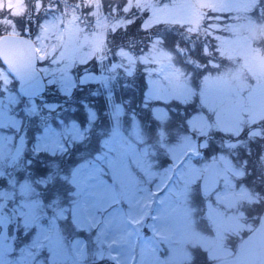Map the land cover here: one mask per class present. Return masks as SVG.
I'll return each mask as SVG.
<instances>
[{
    "label": "rangeland",
    "instance_id": "rangeland-1",
    "mask_svg": "<svg viewBox=\"0 0 264 264\" xmlns=\"http://www.w3.org/2000/svg\"><path fill=\"white\" fill-rule=\"evenodd\" d=\"M44 3L64 10L49 12L39 0H0V35L34 41L47 84L41 99L25 98L19 116L9 113L21 96L15 85L0 96V128L14 136L0 132V264H153L158 257L166 264H203L207 258L213 264L230 256L240 233L258 220L260 192L253 183L259 182L243 184L240 164L246 178L255 169L254 180L264 177V153H229L264 135V0H130V6L150 10L152 23L183 24L200 39L211 37L218 57L205 56L203 63L179 58L163 42L150 47L160 38L144 47L143 57L119 50L111 61L105 36L122 19L101 8V0H83L94 8L91 16L90 9L76 7L78 1ZM90 61L95 69L84 68ZM136 72L146 86L133 104L128 88ZM8 74L0 65V80L7 82ZM75 86L86 113L83 125L75 116ZM100 106L107 126L95 125ZM37 123L47 129L38 138ZM104 140L101 157L89 162ZM71 146L75 157L85 158L75 178L69 164L49 161L52 154L66 161ZM29 151L46 153L39 157L44 174H27L34 161L22 156ZM209 156L216 160L218 184L205 192L197 185ZM85 175L92 177L86 184ZM20 228L23 238L13 232ZM228 235L232 246H225Z\"/></svg>",
    "mask_w": 264,
    "mask_h": 264
},
{
    "label": "trees",
    "instance_id": "trees-1",
    "mask_svg": "<svg viewBox=\"0 0 264 264\" xmlns=\"http://www.w3.org/2000/svg\"><path fill=\"white\" fill-rule=\"evenodd\" d=\"M75 1H79L80 4H84L83 0H74V2ZM113 2H114L113 0H105V2L103 3V9H105L106 12L109 10V13H112L113 6H116V8L119 9L120 7H123L125 4L124 0H117L114 4ZM88 9H89L88 7H83L82 11H85ZM208 13L209 15L212 16L214 14H217V11L213 12L210 10L208 11ZM137 15H138V12L135 9L132 12L127 13V16L132 17V18H135ZM114 16L121 18L122 22L120 23V26L117 27L120 30H116L114 34H113V31H111L110 29H108L107 31L106 45L109 48V52H110L109 54H111L109 56V58H111V61L114 59H118L116 56V52H118L119 50H125L126 52H129L137 56V53L142 52L144 47L146 49L149 42L154 40V38L155 39L160 38L162 42L168 47H171L174 50L173 52L181 59L192 57L195 59L198 58L199 61L204 62L205 60L203 58L205 56L215 55L216 57H218L217 52L214 51L215 50L214 40L211 37H209L208 39H200L199 31L191 30L188 28L186 29V26L183 24H168V23H162V22L152 23L150 22V20H147L145 21V23L148 21L149 23L148 25H144V27L148 28L149 31H143L141 30V26H140L141 19H143V17H141L140 19H136L135 23L128 25L126 30H124L123 26L127 23L125 19V13L118 11L117 14ZM205 21H209V20H205ZM152 25H157V26L152 27ZM193 33H195V35H193ZM205 51L207 52V54H204ZM130 85L132 86L131 88H128L129 90L128 93H131L135 97V99L132 100V103L134 104L135 101H138L140 103L141 100H139L137 97H138V94H139L138 92L140 91V88L142 86H146L145 78L143 77V75L141 76L139 72H136L134 77L132 78V81H130ZM81 102L83 101H80V94L78 93V89L75 87V104L73 103L74 104L73 106L75 107V116L77 117V119L80 120L81 125H83L86 121V113H85V110L84 111L82 110ZM135 106L137 107V110H138L140 105L138 104ZM95 110L97 113L95 125L96 126H100V125L107 126L109 117L106 116L105 108L100 106V107H95ZM67 113L69 114V111ZM29 132H32V131H29ZM259 141L260 140L256 139L253 142V150L255 149L257 145L260 146L257 149H255V156H259V155H262V153H264L263 151L264 150V139H262L261 144L259 143ZM28 143H29V139H27V145ZM72 151L74 152L75 150L71 146L66 152V154L68 152L70 153L66 161H62L60 158L61 155L59 154L50 155L51 159H49V161L51 162L55 161L58 163H62L65 166L67 164L70 165V163H73L75 160V153H73ZM32 152L33 154L32 153L30 154V151L25 152L24 155L22 156L25 159L29 160L31 158L34 161V163L29 166L27 174L33 176L34 174H37V171L41 172L40 174L42 173L44 174L46 172V167H45L46 165L44 163V160L39 159V157L41 156L46 157L45 155L46 153L45 154L41 153V151L40 152L32 151ZM62 164H60L59 166L61 167ZM255 171L256 169L246 179L245 182L246 184H250V185H252V181L259 182L258 184L256 182L253 183V186H255L260 192L259 203H257L259 207L258 210H259L264 205V177L256 176V180H254ZM40 192H42V190H40ZM45 192L43 190V194L46 197V195L50 193V189H48V191L46 190Z\"/></svg>",
    "mask_w": 264,
    "mask_h": 264
},
{
    "label": "water",
    "instance_id": "water-1",
    "mask_svg": "<svg viewBox=\"0 0 264 264\" xmlns=\"http://www.w3.org/2000/svg\"><path fill=\"white\" fill-rule=\"evenodd\" d=\"M0 58L20 77L19 91L23 96L38 97L44 91L45 82L36 67L28 77L21 70L24 64L31 65L32 61H36L32 39L18 34L0 35ZM214 165V161L210 162L202 175L200 186L203 190H210L217 184ZM154 264H164V262L159 258ZM216 264H264V210L259 225L239 241L237 254Z\"/></svg>",
    "mask_w": 264,
    "mask_h": 264
},
{
    "label": "snow or ice",
    "instance_id": "snow-or-ice-1",
    "mask_svg": "<svg viewBox=\"0 0 264 264\" xmlns=\"http://www.w3.org/2000/svg\"><path fill=\"white\" fill-rule=\"evenodd\" d=\"M169 2H170V0H165V3L166 4L169 3ZM172 2H178V0H172ZM39 4H40V7L47 8V10L49 12L55 11V9L57 7H60L62 9V11L64 10L63 5L45 4L44 3V0H39ZM129 4H130V0H125V4H124L123 7H120L119 9H117L116 6H113V8H112L113 15H116L118 11L125 13V19H126L127 23L123 26L124 30H126V28H127L128 25L135 23V20L136 19H140L141 17H143V19H141V25H140L141 26V30H143V31H149L148 28H145L144 27V23H145V21H147L149 15H151L150 10L147 7H144V8H136L135 5L129 6ZM100 6H101V8H103L102 0H101V5ZM76 7L81 8V9L83 7H88L90 9V11L87 13V15H89V16H91L93 14V11H94V8L90 4H80L78 2L77 5H76ZM134 9L138 12V15L135 18L128 17L127 16V13L128 12H132ZM34 13H35V15H40V9L34 7ZM61 23H63V21H61ZM156 26L157 25H152V27H156ZM82 27H85V30H87L86 25H82ZM116 30H120V29L119 28L113 29L112 30L113 31V34H114V32ZM27 31H30V29H26V32ZM193 35H195V33H193ZM106 42H107V35L105 36V43ZM154 46H162V40L157 39L152 44H150V47H154ZM83 50H87V45L84 46V49ZM120 51L123 52L124 50H120ZM204 54H207V52L205 51ZM125 55L128 57V59L131 62H133V63L135 62L134 59H133V57L130 54H128V53L125 52ZM141 57H143V51L141 52ZM93 59H96V57L95 56L90 57V60H93ZM37 63L42 64L43 61L42 60L39 61V62L32 61L31 62V65L24 64L22 66V68H21L23 74L26 77L30 76V74L32 73V70L37 66ZM0 65H3L4 68H7L8 67L7 64H6V62H4L3 60H0ZM209 66H212V65H209ZM128 74L129 75L132 74V69L131 68L128 69ZM8 75H9V78H8L7 82H5L3 80H0V96H3V95L6 94L7 89H8V87L10 85H15V87L13 88V91L14 92H16V91L19 90V87H20V84H21L20 77L17 76L16 73L11 72L10 70H9V74ZM97 79H99V77H97ZM48 86L49 87H54L55 86V82L53 80H49L48 81ZM24 102H25V98L21 95L19 97L18 102L15 105L9 107V113L10 114L14 113L15 115L19 116L18 109H20L21 104H23ZM167 102L168 101H166V103ZM117 109L119 110V106H117ZM89 118L92 119V120H94L95 119V115L92 114V113H90ZM60 123H65V122L64 121H60ZM36 127L38 129V132L35 134L37 136V138L39 137L40 132H46L47 131V129L41 128V126H40L39 123H37ZM8 129L9 128H7V127L0 128V132H2L3 134H5V135H7V136H9V137H11V138L14 139V136L7 131ZM107 143H108L107 140L98 142V146H97L96 150L94 152H90L89 153V156L87 157V160L89 162H91V161H94V160L99 159L101 157V152H102L103 146L105 144H107ZM207 159H211V157L209 156V157L206 158V160ZM84 161H85V158H83L79 154H77V156L75 157L74 163H72L71 165H69L68 172H69L70 175L73 176V178H75L76 173L85 166L84 165ZM169 163H171V160H169ZM91 178L92 177H90L89 175H85L83 177L84 183L86 184L87 181L89 179H91ZM110 178L113 181V185L112 186L115 187V183H116V176H115V174H112ZM62 179H65V177H62ZM104 183H107V182L104 181ZM69 188L71 189V194H73V195L74 194H77L76 193V185H75V183L70 184L69 185Z\"/></svg>",
    "mask_w": 264,
    "mask_h": 264
},
{
    "label": "flooded vegetation",
    "instance_id": "flooded-vegetation-1",
    "mask_svg": "<svg viewBox=\"0 0 264 264\" xmlns=\"http://www.w3.org/2000/svg\"><path fill=\"white\" fill-rule=\"evenodd\" d=\"M225 246H227V244Z\"/></svg>",
    "mask_w": 264,
    "mask_h": 264
}]
</instances>
